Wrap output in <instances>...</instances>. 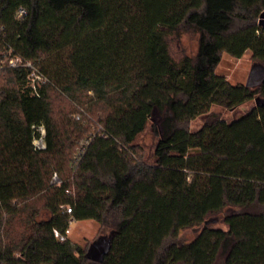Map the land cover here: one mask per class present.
I'll list each match as a JSON object with an SVG mask.
<instances>
[{"label": "trees", "instance_id": "1", "mask_svg": "<svg viewBox=\"0 0 264 264\" xmlns=\"http://www.w3.org/2000/svg\"><path fill=\"white\" fill-rule=\"evenodd\" d=\"M263 17L264 0H0V57L49 80L35 95L0 68V264H264V107L211 111L264 96L216 71L223 52L264 64ZM184 31L199 47L177 59ZM88 219L109 231L102 262L55 235Z\"/></svg>", "mask_w": 264, "mask_h": 264}, {"label": "rangeland", "instance_id": "2", "mask_svg": "<svg viewBox=\"0 0 264 264\" xmlns=\"http://www.w3.org/2000/svg\"><path fill=\"white\" fill-rule=\"evenodd\" d=\"M264 18V17H263ZM171 53L175 58H180L184 54L194 55L199 47V33L193 31H184L179 35L170 37ZM255 63H260L253 57L252 51L247 50L241 58H235L230 54L223 52L221 61L218 64L216 71L224 76L227 80L234 84H246L249 72ZM255 100H251L236 109L229 110L223 106L215 105L212 107V112H216L221 117L232 120L255 106ZM203 123V117H197L191 122V129L199 128ZM156 136L154 130L149 127L138 139V142L143 143L149 151H152ZM214 217V218H212ZM210 223L214 226L226 227L223 222V213L208 217ZM198 227L184 229L180 232V238L184 241L194 238L198 231ZM109 231L104 230L101 225L94 220H81L74 222L70 227L68 234L71 239L81 246L86 247L101 235L107 234Z\"/></svg>", "mask_w": 264, "mask_h": 264}, {"label": "built area", "instance_id": "3", "mask_svg": "<svg viewBox=\"0 0 264 264\" xmlns=\"http://www.w3.org/2000/svg\"><path fill=\"white\" fill-rule=\"evenodd\" d=\"M26 14V9L24 7H20L17 12V16L21 17ZM3 29V28H2ZM1 34V32H0ZM3 66H10L12 68L24 69L27 72V86L30 88V91L35 95H40V89L46 85L49 80L41 72L39 67L32 61L23 58L22 56L15 54L14 50L10 48L8 50V54L0 57V68ZM38 136L35 137L33 144L35 149L44 150L47 147L46 144V128L43 124L38 125L37 127ZM53 182L59 183L60 179L57 173L53 175ZM69 213L72 212L70 206L66 207ZM70 233V228L66 230V234H62L56 230L55 235L60 240H65L67 235Z\"/></svg>", "mask_w": 264, "mask_h": 264}, {"label": "water", "instance_id": "4", "mask_svg": "<svg viewBox=\"0 0 264 264\" xmlns=\"http://www.w3.org/2000/svg\"><path fill=\"white\" fill-rule=\"evenodd\" d=\"M264 81V64L255 63L248 75L246 85L250 87H257ZM256 106L264 107V96L256 95L255 98ZM112 243L109 236H99L93 240L86 252L85 257L92 261L102 262L105 256L109 253Z\"/></svg>", "mask_w": 264, "mask_h": 264}]
</instances>
